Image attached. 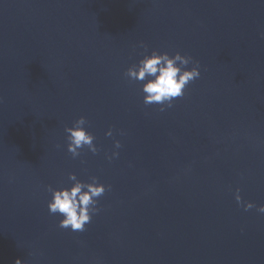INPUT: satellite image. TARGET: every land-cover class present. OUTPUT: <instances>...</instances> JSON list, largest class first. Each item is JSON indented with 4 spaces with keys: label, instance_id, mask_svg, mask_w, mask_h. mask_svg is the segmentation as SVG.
Here are the masks:
<instances>
[{
    "label": "water",
    "instance_id": "water-1",
    "mask_svg": "<svg viewBox=\"0 0 264 264\" xmlns=\"http://www.w3.org/2000/svg\"><path fill=\"white\" fill-rule=\"evenodd\" d=\"M262 33L264 0H0V264H264ZM141 43L200 64L163 112L124 76ZM69 173L111 186L83 232L47 208Z\"/></svg>",
    "mask_w": 264,
    "mask_h": 264
},
{
    "label": "clouds",
    "instance_id": "clouds-1",
    "mask_svg": "<svg viewBox=\"0 0 264 264\" xmlns=\"http://www.w3.org/2000/svg\"><path fill=\"white\" fill-rule=\"evenodd\" d=\"M261 37L264 38V33ZM139 47L144 49L141 53L142 59L128 67L124 76L129 81L140 85L145 106L158 105L161 112L172 108L173 101L183 97L187 86L200 78L199 62L193 61L191 56L181 55L180 52L170 55L167 52L152 50L149 54L147 45L141 43ZM190 64L193 66L189 69ZM87 123L86 118L81 116L73 122L71 127H66L64 130L67 152L73 159L80 157L81 150L85 148L94 155L99 151L94 143L96 137L85 128ZM105 135L112 137L113 131L110 129ZM121 146L120 141L114 142L116 149ZM118 156L117 151H113L110 156L106 154L109 161ZM89 180L90 182H83L74 173H69L68 181L71 182L69 186L53 188L49 185L47 187V191L51 194V199L47 203L48 211L52 215L62 217L58 227L70 229L73 232H83L85 226L91 222L92 215L99 211L98 200L110 190L111 186L106 187L95 176L89 177ZM234 198L245 211L255 207L251 202L242 201L239 188L235 190ZM257 211L264 214V205ZM15 264H23V262L17 259Z\"/></svg>",
    "mask_w": 264,
    "mask_h": 264
}]
</instances>
